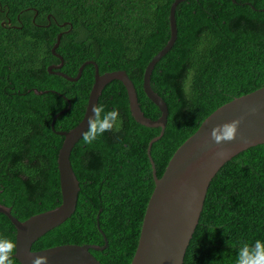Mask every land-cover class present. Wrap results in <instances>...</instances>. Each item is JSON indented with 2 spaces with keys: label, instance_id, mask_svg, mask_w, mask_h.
Segmentation results:
<instances>
[{
  "label": "trees",
  "instance_id": "obj_1",
  "mask_svg": "<svg viewBox=\"0 0 264 264\" xmlns=\"http://www.w3.org/2000/svg\"><path fill=\"white\" fill-rule=\"evenodd\" d=\"M173 0H0V203L20 219L61 200L58 150L63 135L82 117L99 71L123 68L132 80L143 115L157 107L142 90L143 68L169 36ZM50 17H48V15ZM176 36L153 65L149 84L165 102L162 135L150 157L160 176L175 148L216 107L264 84V0H183L174 10ZM69 21L60 25L63 21ZM47 89L41 93L33 89ZM51 127L53 115L68 105ZM98 103L120 112V130L92 144L81 137L70 159L79 179L74 211L31 245L103 243L91 252L101 264H128L153 188L146 145L158 127L130 114L125 88L111 79ZM16 229L0 211V237L15 241ZM264 240V143L230 159L201 207L187 264H235L242 241ZM14 264H21L14 256Z\"/></svg>",
  "mask_w": 264,
  "mask_h": 264
},
{
  "label": "water",
  "instance_id": "obj_2",
  "mask_svg": "<svg viewBox=\"0 0 264 264\" xmlns=\"http://www.w3.org/2000/svg\"><path fill=\"white\" fill-rule=\"evenodd\" d=\"M180 1L183 0L171 2L168 11V39L147 62L142 72L143 93L159 110V115L155 119L143 115L134 84L123 68L100 72L97 62L87 59L79 65L75 75L59 70L63 64V56L56 51V47L62 31L57 33L51 50L60 61L48 64L47 70L61 74L67 79L76 80L83 66L86 63H93L94 78L81 119L69 129L55 130L56 117L70 106L68 98V105L58 110L50 122L52 129L63 135L57 156L60 202L24 219L15 216L11 212L10 205L0 203V211L5 213L15 226L17 252L14 256L21 264H31L32 259L38 256L48 257L47 264H101L90 250L102 249L106 245V237L99 223L98 228L103 237L102 244L65 242L38 249H32L31 245L44 232L70 216L76 207L79 179L71 164V150L88 128V118L93 114L92 106L98 103L101 88L111 79H118L123 84L133 119L143 126L159 128L158 134L150 138L146 145V155L152 168L153 188L144 208L136 244L128 264H187L207 189L230 159L264 143V84H262L233 97L211 111L195 131L175 148L160 176H156L150 157V146L162 135L167 107L163 99L150 87L149 76L153 65L173 44L176 36L174 10ZM47 15L50 17L49 14ZM66 23L70 22L66 20L60 25ZM33 90L38 93L47 91L35 87ZM237 118L242 120L236 139L220 145L215 144L210 137L212 128ZM218 152H223L224 155L218 156Z\"/></svg>",
  "mask_w": 264,
  "mask_h": 264
},
{
  "label": "clouds",
  "instance_id": "obj_3",
  "mask_svg": "<svg viewBox=\"0 0 264 264\" xmlns=\"http://www.w3.org/2000/svg\"><path fill=\"white\" fill-rule=\"evenodd\" d=\"M92 116L88 118V128L82 133L84 144H92L106 132L120 130V112L117 108L106 110L103 103L92 106ZM242 118L215 125L210 133L215 144H224L236 139ZM223 156V152H218ZM17 252V244L13 239L0 237V264H14L13 257ZM48 257L38 256L31 264H47ZM235 264H264V240L257 239L253 243L242 241L237 251Z\"/></svg>",
  "mask_w": 264,
  "mask_h": 264
}]
</instances>
